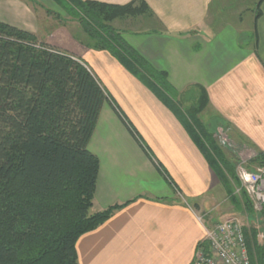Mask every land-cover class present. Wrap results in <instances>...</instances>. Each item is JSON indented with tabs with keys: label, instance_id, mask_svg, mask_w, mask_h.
<instances>
[{
	"label": "crops",
	"instance_id": "obj_1",
	"mask_svg": "<svg viewBox=\"0 0 264 264\" xmlns=\"http://www.w3.org/2000/svg\"><path fill=\"white\" fill-rule=\"evenodd\" d=\"M45 1L0 0V22L38 36L39 15L47 16L38 2ZM81 1L124 6L136 0ZM143 1L149 12L113 26L151 65L167 72L182 97L193 95L195 100L185 102L189 108L206 93L202 124L246 146L249 169L263 167L253 160L264 153V0ZM46 40L82 61L111 99L88 146L100 162L91 214L126 206L79 239L78 264H192L214 225L209 210L223 200L224 189L187 122L108 51L72 36Z\"/></svg>",
	"mask_w": 264,
	"mask_h": 264
},
{
	"label": "trees",
	"instance_id": "obj_2",
	"mask_svg": "<svg viewBox=\"0 0 264 264\" xmlns=\"http://www.w3.org/2000/svg\"><path fill=\"white\" fill-rule=\"evenodd\" d=\"M65 1L95 42L93 48L108 51L187 122L233 197L226 173L234 176L236 166L199 119L208 105L207 94L184 112L181 94L167 72L151 65L112 25L149 12L145 2L120 6ZM107 101L111 99L100 80L75 55L0 22V264H78L79 239L126 206L91 214L100 162L88 146ZM115 110L162 172L131 122ZM253 162L264 164V153ZM243 194L251 207L248 194ZM246 240L252 264H264V246L255 234Z\"/></svg>",
	"mask_w": 264,
	"mask_h": 264
},
{
	"label": "rangeland",
	"instance_id": "obj_3",
	"mask_svg": "<svg viewBox=\"0 0 264 264\" xmlns=\"http://www.w3.org/2000/svg\"><path fill=\"white\" fill-rule=\"evenodd\" d=\"M29 1L33 3L34 0ZM38 6L47 10V16L44 17V19L41 18V14L39 15V35H35L40 40L46 42L48 37H53L55 34V38L58 40L61 36L62 38L68 39H71L72 36L75 40L81 43H87L91 45L95 43L84 31L78 16L74 14L75 11L70 6H68L65 0H46L43 4H39L38 2ZM59 27L62 29L59 30ZM52 46L60 49L61 51H67L60 47L54 45ZM185 97L186 98L180 96L178 101H180V104H182L184 112H189V110L192 108H189V104H186L185 102L186 100L191 102L195 99L191 93ZM214 128L216 127H210L208 128V131L212 133L216 142L221 146V148L226 152L227 157L232 160L236 166L234 176L226 173L232 185V193L234 198L227 193L225 187L223 186L224 198L223 194L221 196L223 200L220 203H217L218 205L216 204L215 207L211 208L208 215L212 217L211 219L213 224L219 221H226L230 219L239 220L243 224L246 235L251 238L252 235L254 236L255 234L257 243L264 246V211L258 210L249 196L248 197L252 202L251 207H249L248 203H246L247 199L243 194V191L245 190L242 188V186L239 187L237 182L239 179L236 171L239 162L238 156L235 155L234 150L222 144L218 137V131L220 129L215 130Z\"/></svg>",
	"mask_w": 264,
	"mask_h": 264
},
{
	"label": "built area",
	"instance_id": "obj_4",
	"mask_svg": "<svg viewBox=\"0 0 264 264\" xmlns=\"http://www.w3.org/2000/svg\"><path fill=\"white\" fill-rule=\"evenodd\" d=\"M218 137L238 156L236 168L242 188L260 211H264V166L251 170L247 147L233 142L222 129ZM192 264H252L245 229L237 219L221 221L207 229L206 238L197 248Z\"/></svg>",
	"mask_w": 264,
	"mask_h": 264
}]
</instances>
